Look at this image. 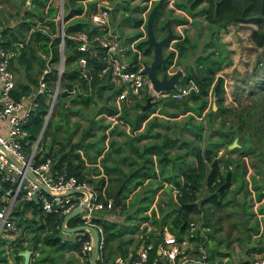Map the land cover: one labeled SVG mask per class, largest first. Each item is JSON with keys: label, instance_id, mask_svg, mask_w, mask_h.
Instances as JSON below:
<instances>
[{"label": "trees", "instance_id": "obj_1", "mask_svg": "<svg viewBox=\"0 0 264 264\" xmlns=\"http://www.w3.org/2000/svg\"><path fill=\"white\" fill-rule=\"evenodd\" d=\"M32 3H34V12L33 10L30 11L32 19L30 22L29 20L28 22H25V20L21 22L22 27L25 24L28 29H30L29 24L32 26L36 19H42L44 16L41 8L45 3L44 0H32ZM201 4L203 6L200 9V12L207 21L208 30L210 31L213 27H217V30L214 33L215 37H213L208 46L217 45L215 38L219 37L221 30L224 29V27H228L230 24L242 22H252L257 24L258 29L253 30L252 39L257 46L263 47V58H258L256 66L258 67L259 64L262 65L264 71V0H186L184 7H186V10L191 13L192 16H194L193 13H195V10ZM66 6L68 8L67 17H72L82 11V3L78 0H66ZM163 7L158 10L153 22V28L157 38L166 34L167 28L165 21L168 18L171 17V22L176 24H185L188 22V18L186 17H176L173 14L165 15L166 17L163 16ZM53 12L54 10L50 8L48 15L52 16ZM141 21V17L137 18L135 25H139ZM46 23L49 25V31L54 32V20L49 19ZM89 24L90 22L87 18L74 17L66 26V30L67 32L79 29L88 31L91 28L89 27ZM91 30H94V28H91ZM29 40V51L39 67L44 65V58L37 56L36 51L43 52V57H49L50 55L51 57L48 61L51 63L56 60V44L58 38L52 39L49 44L50 36L48 33H44L41 30H34L31 32V39ZM188 40L189 38L187 36L184 41L180 40L174 44V47L178 51V57L176 59L178 64L183 61L187 55L188 49L183 44L184 42H188ZM66 43V51L69 54L68 61H70L74 59L79 52L76 49L75 42L73 40L67 38ZM2 45L10 48H14L16 46L14 43L11 44L10 40L6 38L2 41ZM138 47L141 48L144 53L150 54V48H148L146 44L139 43ZM219 48L220 47L218 46V50ZM27 49L28 48L26 47L22 48V52L16 56L17 58L21 55L20 61L23 63L25 69H29L31 67L30 59L27 57ZM215 50L216 49H211L206 52L204 56L198 58L196 61V70L189 68L183 78L184 81H187L190 78L193 79L198 84V90L192 91L189 96L181 100L167 99L163 102L164 104L167 103L177 106L182 110V112H185V110H191L198 116H201V118L203 117V111L207 108L208 110H206L204 116L206 115L209 123H211L215 117H221L220 126L210 127L212 132L207 129V125L202 121L195 120L193 123L187 122L188 127L193 131L196 137L200 140L203 139L202 145L193 138L186 140L182 139L181 141L178 136L170 135L166 131L161 132L160 130H157L152 132L151 126L156 123L155 120L157 119L155 116L149 120V123H146L144 132L136 134L133 138L129 137V149L134 153V155L125 154L122 156V160L126 162V166L128 165L127 169L121 168L118 164H116L118 162L117 159L109 151L106 156V158L111 157L115 161V165L113 167L106 166V171L109 173V182L104 188L105 196L111 197L113 200V207H118L119 211L121 213H127L128 217H138V222L150 220L149 218L151 217L154 224H162L161 227L166 224L171 232L177 234L181 238L189 226L191 215L200 211V204H202V206L206 202H212L217 205L221 204L220 199L226 195L228 189L230 190V186L233 183L236 172L235 168L232 167L233 165L236 166L235 161L228 157L230 156L229 154L238 151L240 154L245 155V153H248L251 150L247 147L250 143V138L248 137L249 128H243V124L247 121V115H245V112H248L250 115L255 117L254 119H258L259 113L263 111V109H259V103H256V108L259 110H255L254 112H252L251 109L247 110L246 108H241L245 110L243 112L235 111L238 116V120H236L235 124L227 126L223 125L226 120L225 112L227 110V107L223 105V101L225 99L224 78L220 75H216V73L222 68V61L225 57L220 55V53L215 55ZM168 53L170 56L169 63H171L174 51L170 50ZM16 58L11 59L10 64ZM257 67L256 69L254 68L255 70L252 73L256 79L262 80L264 83V73H262V75L259 71L257 72ZM68 68H70L69 62ZM68 75L74 76V72H70ZM27 77L32 83H20L19 86L21 92L13 89L15 97L19 98L22 94L30 92L33 86H37L38 80L36 81V78L32 77L30 74ZM52 77L53 70H50L46 75L48 87H52ZM257 82L258 81L249 86L250 92L252 87L256 86ZM210 97L214 98V102L217 105L216 109H213L211 104L208 106ZM45 98L46 94L39 98V104L30 117V122L28 124V137L30 140H33L36 137L42 127L43 115L45 113L46 106ZM59 102V104L62 105L65 103V100L61 98ZM142 105L143 102L137 100L134 107L141 108ZM68 111L69 110L65 108L61 110V119H64L63 116H68ZM115 112L116 111L113 109H107V113L109 114H113ZM127 113V110H124L121 116L127 119L130 123L131 132L138 128L141 125V122L148 116L146 111H141L133 117L127 116ZM262 116L264 117V112H262ZM260 120L261 116L259 118V121ZM56 121L58 124L60 120ZM49 124L50 119L48 120V125ZM259 124L262 126V122H259ZM56 126L57 125H55V127ZM258 126L259 125L254 126V133L260 137L258 139L261 141L262 137L260 136ZM202 130L207 131L208 137H204L202 135ZM43 132H45V130ZM52 132L54 134V130H52ZM213 133H218L219 140L214 141L209 139V136ZM149 136H155L156 139H148L142 143L134 142V140H140L141 138ZM243 136H246V139H248L247 143L244 141ZM82 137L75 143H72L71 140L68 139H59L57 141V139L53 137L51 139V145L47 151H44L43 146L39 144L41 149L36 155V158L37 160H41L48 156L52 157L56 162V168L59 170H65L69 174H74L79 179H84L91 183L94 190L97 192L98 198L102 199L103 195L101 188L105 184V177H87L81 168L83 165L82 159H80V153L76 150V148L78 145L83 143ZM234 138L238 139L239 146L228 149V145ZM177 141H179L178 145L187 146V149L191 148L193 151L186 149L183 152L180 150L172 151L171 144ZM56 143L57 146H55ZM222 146L228 149L223 156L219 154V150ZM188 154H191L194 159L187 158ZM106 158H104L103 161H106ZM145 181H149L150 183L135 195L134 200L129 202L130 208H128L126 199L129 194L135 187H141L145 184ZM163 181H168L170 189L175 188L176 192L175 197H172L170 193H167L169 204L166 208H163L160 204H158V210L161 215L156 216V212L158 210L156 211L155 208L151 209L150 205L156 192L162 186ZM203 184H205L208 195L198 201V192ZM255 187L257 188L258 184H256ZM28 209L32 212V216L30 218L24 216V213ZM148 210H150V213H147ZM139 212L144 214L138 216L137 214ZM13 213L19 216V218H17L16 225L21 226V231L24 229L23 231L27 230V232L31 233L30 245L24 246L19 243L14 248L13 252L16 259H22V256L18 254V250L22 251L28 248L32 251L31 258H33L30 264H41L42 262L44 263V261L48 264H62L61 259L62 257L64 258L62 252L67 251L68 255L76 253V256H68L67 262L78 264L77 258L80 257L79 241L65 239L61 235V227H57V224L61 223L64 216H59L55 213L42 214L38 204L35 201L28 200H20L16 208L13 210ZM25 219L27 220L25 221ZM94 222L101 226L104 233L105 241L101 248V251H103L108 240L113 238L115 235L118 236L122 232H120V229L116 227L114 221L105 217H94ZM80 223V215H75L67 221L68 226H75ZM8 241L9 240L6 238L0 239V264H10L4 246L5 243H8ZM36 252L37 256L35 257ZM232 264L241 263L237 262Z\"/></svg>", "mask_w": 264, "mask_h": 264}, {"label": "built area", "instance_id": "obj_2", "mask_svg": "<svg viewBox=\"0 0 264 264\" xmlns=\"http://www.w3.org/2000/svg\"><path fill=\"white\" fill-rule=\"evenodd\" d=\"M42 19H36L30 27L27 37L14 43V48L2 45L0 27V122L6 123L4 131L0 130V236H4L13 227L12 214L20 200L35 201L42 214L55 213L64 216L79 204H84L79 214L81 223L92 225L98 232L99 251L104 245L105 237L100 225L94 222L96 212L113 208L111 197L98 198L92 185L74 174L56 168L55 160L48 156L37 160L41 147L40 140L53 109L59 99L83 93L80 85L67 75L68 62L76 66L81 77L91 84L94 77H103L118 91L114 101L117 105L128 96H136L143 90L152 100H181L192 91L198 90V84L189 79L184 85L166 90H156L148 76L142 72V63L125 60L127 46L115 28L109 25V0H93V6L86 5L83 10L67 17L66 0H45ZM54 10L49 16V9ZM86 15L94 30H75L67 32V22L74 17ZM55 23V31H49L47 20ZM41 30L57 40V55L52 68H45L38 78L33 91L22 94L19 98L13 94L15 78L10 68L11 59L21 52L30 39L31 32ZM67 38L75 42L79 54L68 61L66 51ZM130 48L135 49L131 43ZM51 56L49 55L48 60ZM72 66V65H71ZM53 70L52 87H48L47 73ZM46 94L43 124L33 140L29 139L28 124L32 112L39 104V98ZM72 190H75V192ZM61 227V223L57 224ZM196 223L189 221V226L182 238L168 228L162 229V236L156 241L142 240L135 250L117 255L113 260L98 254L94 264H213L206 258L202 243L196 250L199 256L191 258L186 246L196 235ZM79 241L80 254L89 261L93 249V235L88 228L74 231ZM249 264H264V254L255 256Z\"/></svg>", "mask_w": 264, "mask_h": 264}, {"label": "rangeland", "instance_id": "obj_3", "mask_svg": "<svg viewBox=\"0 0 264 264\" xmlns=\"http://www.w3.org/2000/svg\"><path fill=\"white\" fill-rule=\"evenodd\" d=\"M140 1L141 0H134L133 2H140ZM164 1L165 2L163 3L162 1L161 4L162 7L164 6L163 16L173 14L176 17H186L185 15H181V13H179L176 10V9H182L185 13L187 12V15H189L190 19H192L190 22L188 21L186 24H182L183 26H180L179 27L180 29H178L177 26H175V23H173V25H170L175 36L178 33H182L184 35L188 34L189 42L192 45L195 44L196 37H200V38L205 37L206 33L209 30L207 27V21L204 19L203 14L200 12V9L203 6L202 4L199 5L195 10V13H193L194 16H191V13H189L186 10V7H184L186 0H164ZM158 2L159 1L153 2L154 4L153 6H155ZM33 4L34 3H32V0H0V27L3 28L1 32V39H3V37L4 39L5 38L9 39L10 43L13 44L27 37V34L30 29H28L27 25L25 24L22 27L21 22H23L24 20L25 22H28V20L30 22V20L32 19V16L30 15L31 14L30 11L33 10L34 12ZM148 13L149 12H145L144 15L145 19L148 17ZM168 20L169 18L166 21ZM69 22H71V20L68 21L66 24H69ZM29 26L31 27V24H29ZM254 29H258V26L257 24L252 22L230 24L228 27L226 28L224 27V29L221 30L219 37L215 38L217 45L220 47L219 50L216 44L214 46H208L206 48V52H208L211 49H216L215 55L220 53V55L225 57V59L222 61V68L216 73V75H220L224 78L225 99L223 101L224 102L223 105L227 107V110L225 112L226 120L223 124L224 126L236 123V120H238V116L235 111L243 112L245 109L243 110L241 108H246L247 110L251 109L252 112H254L255 110L263 109L262 112H264V83L262 80L256 79V77L252 73L257 67L256 64L258 58H263V47L257 46V44L252 39V32ZM143 30H144L143 32H146V24ZM135 34L136 32L133 29L128 32V35L130 36H133ZM30 39H31V35H30ZM174 42L176 41L169 40L168 46L166 45L163 48L164 55L165 52H169L171 48H173ZM25 47L28 48L27 57L30 59L31 67L29 69L24 68L23 63L20 61L21 55L18 56L15 60H13V62H11L10 64L11 70L13 71L15 78L14 89L15 91H19V92H21L19 86L20 83L23 84L32 83L27 77L29 76V74L32 77L36 78L37 81L39 76L43 73V70L48 67L52 68L53 65V63L48 61V57H43L42 55L44 54L43 52L36 51L37 56H39L40 58H44L43 61L44 65L42 67H39L37 65L36 60L33 59L29 51L30 40L23 48ZM125 51L127 54L132 55V52L129 48H127ZM140 61H142V58L140 59ZM145 61H147L146 58ZM177 67H178V63L176 61V58L174 57V60L168 66V70L172 73L176 70ZM257 69H258L257 72L259 71L260 74L264 73L262 65L259 64ZM255 80L258 82L256 86L252 87L251 89L252 94H251V92L249 91L250 88L249 86L254 84L256 82ZM97 101L88 103L85 106H81V109L77 110V114H73L72 116H70L71 115L70 113L68 117L63 116L64 119L62 120H61V116H62L61 110L64 109L65 107L63 105L57 104L53 109L52 117L49 118L50 124L49 125L48 123L46 124L44 129L45 132H43L40 140V145L43 146L44 151L48 150L49 146L51 145V139L53 137L56 138L57 141L61 139V137L72 141V140H76L81 135L84 136L85 130H83V128L85 127L87 121L92 118L101 119L102 123H104L105 125L110 123V126L107 129L102 126L97 129H91V128L88 129L89 134L91 132L92 134H94L95 132L97 131L99 132L101 130H104L106 132L107 130L105 136L106 137L109 136V138H107L108 139L107 141L103 139V141L100 142L101 144L103 143L101 147L99 146L98 143L97 145L99 148L97 147V150L100 149L102 151L103 148L107 146L108 142H110V139H112L113 137L123 139L124 136L126 135L125 132L129 133V125L127 126L119 125V127L118 126L115 127L114 130L116 131H114V133L112 134L114 128L113 126L115 123L112 124L110 119L106 118L102 114L97 113V106H98ZM213 103H215L214 98L210 97L208 106H210V104L213 106ZM256 103H259L260 105L259 109L256 108ZM154 107L155 108L153 109H149V108H148L149 110L146 109L148 110L146 111L148 113V116L146 117L145 126L147 122L149 123V120H151L153 117L156 116L157 117V119L155 120L156 123H154L151 126V131L152 132H155L157 130H160L161 132L166 131L170 135L178 136L179 140L181 141L182 139L186 140L193 138L199 144L201 145L203 144V139L200 140L199 138L196 137L193 131L188 127L187 122L193 123L195 120L202 121L204 124L207 125L206 127L210 132H212L211 131L212 129H210L211 126L218 127L220 126L219 124H221L220 116L215 117L211 123L208 122V118L206 117V115L204 116L206 110H208L207 108L203 111V117L201 118V116H198L195 112H192L191 110H187V111L185 110V112H182V110L179 109L177 106L167 103H165L164 105L158 103L154 105ZM262 112L259 113L258 115L259 118L261 116L260 121L259 118L254 119L255 117L250 115L248 112H245V115H247V121L245 122V124H243V128L244 127L249 128L248 137L250 138V143L249 145H247V147L250 148L251 150L248 153H245V155L240 154V152L238 151L229 154L230 156L228 157H230L233 161H235L236 166L233 165L232 167L235 168L236 172H235L232 188L230 190L228 189L226 195L220 199L221 204L217 205V204H213L212 202H206L205 204H203V206L202 204H200L201 206L200 212L191 215V220L194 221L197 225L196 231L199 232V234H201L200 231L204 229L205 232H209L210 234H213V238H212L213 244L214 243L216 244V242L222 243L224 246L229 248L231 252H234V254H238L237 255L238 262L244 258L242 255H244L245 253L248 254L254 251L263 252V246H264V231L262 230L259 236H255L260 228L257 213L260 212L259 208L261 207V205H255V202L258 200V198H257V194L253 193L252 191V190H256L254 188V184L255 186L256 184H259L260 186L261 185L263 186L264 184V180H263L264 117L262 116ZM134 115L135 114H132V116ZM68 118H70V123L67 124L66 126L75 128L72 131V134L70 133L68 128L63 127L62 125V122L65 123V121ZM53 120H58V121L60 120L59 121L60 127H58V130L57 129L55 130L57 137L52 132V130H54V126L57 125V121H53ZM71 122L74 123H72L71 125ZM259 122H262V126L259 124ZM255 125H259L258 130L260 132V136L262 137L261 141H259L258 139L260 137L257 136L256 133H254ZM5 128H6V123L0 122V130L4 131ZM110 129L112 130L110 131ZM82 130L84 131L83 133H81ZM139 131L141 133L144 132V128L141 127L140 129L135 131L134 134L135 133L139 134L140 133ZM118 132H124V133L121 134ZM201 133L204 137H208L206 130H202ZM218 136H219L218 133H213L209 136L210 137L209 139L217 141L219 140ZM149 137H151V139H156L155 136H149ZM243 138L244 141H246L247 143L248 139H246V136H243ZM148 139L150 138L144 137L141 138L140 141L142 143L143 141ZM178 142L179 141L171 144L172 151L180 150L181 152H183L185 149L189 151H193L191 148L187 149L188 148L187 146L178 145ZM72 143H74V141ZM55 146H57V144H55ZM113 148L114 146L111 147V144L109 143V147L104 155L107 156L108 150L110 149L112 150ZM227 148L230 149L229 145ZM228 149L222 146L221 150H219V154L222 156L225 155ZM92 150L93 149H91V151ZM116 155L118 156V159L116 158L117 161H119L118 165L120 167L123 166V168H126L127 167L126 162L122 160L123 154L118 155L117 153ZM107 162L111 166L115 165V161L111 157L107 159ZM88 166L95 167V169L97 167L94 165L93 166L88 165ZM88 176H91L93 178L96 177L93 174H89L87 175V177ZM247 179L249 182L247 181ZM149 183H150L149 181L148 182L145 181V184H143L141 187L137 186L132 191V193L129 194L128 198L126 199L127 202L129 203L132 200H134L135 195L139 193L141 189L147 186ZM169 186L170 184L168 181H163L162 186L156 192L151 205L153 207L156 205L157 210H158V204H160V206L163 208H166L167 205L169 204L167 193H170L172 197H175L176 189L175 188L170 189ZM165 187L168 188L167 192L166 190H164ZM198 195H199L198 201L201 200L202 198H205L208 195V192L205 188V184H203L200 187ZM154 201H155V205H153ZM25 213L28 215V217H31L29 211ZM25 213L24 216H27ZM158 213L159 215H161L159 210ZM139 214L142 215L144 213L139 212L137 215ZM17 218H19V216L13 213L12 214L13 227H11V229L9 230L11 232V236H12L11 238L13 237L18 238L21 232V226L16 225ZM26 220L27 219H25V221ZM157 225L161 226V224H157ZM206 227H208V230H206ZM63 236L69 237V235H63ZM201 236L202 235H200V237ZM197 240L199 239L195 235L190 241V243L192 242V244L196 246ZM213 244H211V246H214ZM253 256L255 255L253 254L250 257ZM219 262L220 261L218 260L212 263L217 264Z\"/></svg>", "mask_w": 264, "mask_h": 264}, {"label": "crops", "instance_id": "obj_4", "mask_svg": "<svg viewBox=\"0 0 264 264\" xmlns=\"http://www.w3.org/2000/svg\"><path fill=\"white\" fill-rule=\"evenodd\" d=\"M78 1L80 3H82V10H83V8H85L86 5L88 6V8H90L94 4L93 0H78ZM133 1L134 0H109V25L111 28H115L117 30L119 35L122 37L123 43L125 44V46H127V48H129L131 50L132 55L127 54L126 51L124 52L125 60L129 61V64H132V63L137 64L139 62L142 63L143 61H145V58H147V61H148V59L151 58V57L150 58L148 57L149 53H144L142 51V49L138 47V44L143 43L142 40L145 38V34H146L145 32H143L144 31L143 29L145 27V22L147 19V18L146 19L144 18L145 12H149V10L154 5L153 2L159 1V0H141L140 2H133ZM164 2L165 1L163 0V3ZM131 3H134V4H131ZM161 7L162 6H160L159 9H161ZM176 10L179 13H181V15H185L188 18L189 22L192 20V19H190V16L187 15V12L185 13L182 9H176ZM140 17L142 18L141 23L139 25H135L136 19L140 18ZM81 18H87V16L84 15ZM170 19H171V17L168 20L169 26L173 25V22H171ZM182 24L183 23H178V24L175 23V26H177V28L180 29L179 27L183 26ZM89 27H91V24H89ZM132 29L135 30L136 34L133 36H130V35H128V32ZM139 39H142V40H139ZM131 43L133 44V46L135 47L136 50L130 48ZM141 58H142V61H140ZM68 69H69V71H68L67 75L70 72H74V76L68 75V77L70 79H72L73 81H75V83H78L80 85V88L83 91V93L68 97L67 99L63 98L65 100V103L62 105L65 107V109L69 110L68 116L70 113H71L70 116H72L73 114H77V110H80L81 106H85L88 103L95 102L98 100L97 101L98 102L97 113L102 114L106 118L110 119L112 124L115 123L113 126L114 128H113L112 134L114 133V131H116V130H114L115 127H117V126L119 127V125H121V126L129 125V133L125 132L126 135L124 136L123 139L113 137L112 139H110V142H108L107 146H105L102 151L100 149L97 150V147H98L97 144L99 143V146L101 147V145L103 143L101 144L100 142L103 141V139L105 141L108 140L107 138H109V136H107V137L105 136L107 133V130H106V132L104 130H101L99 132L97 131L94 134H92V132L89 134V132H88L89 128L97 129V128L102 126V127H105L107 129L110 126V123H108L106 125L104 123H102L101 119L92 118V119L88 120L85 127L83 128V130H85L84 136L82 137V135L80 134L81 136H79L76 140L71 141V142L74 141V143H75V142L79 141L81 137L83 138V143L81 145H78V147L76 148V150H78L80 153V159H82L83 165L81 168L86 175L93 174L96 177H101V176L105 177V184L101 188V191L104 193L105 185L109 182V173H107V171H106V166L113 167L107 162V159L110 157L106 158V155H104L106 153L108 147H109V143L111 144V147L114 146V148L112 150L110 149L108 151L111 154H113V156L117 159H118V156L116 155L117 153H118V155L123 154V156L125 154H133L134 155V153L131 152L129 149L128 139H129V137L133 138V136L136 135V133L134 134V132L137 131L138 129H140L141 127L145 128L146 119H144L141 122V125L138 128L134 129V131L131 132L130 123L127 121V119H125L124 117L121 116L122 112L124 110H127V112H128L127 116L131 117L132 114L136 115V113H139L140 111H148L149 109L155 108L154 105H156L158 103H161L162 105H164L163 102L167 99H165V100H158V99L152 100L150 98L151 101H153V104L150 107H148L149 109L147 108L148 110H146V109L143 110L142 107L141 108L134 107L135 102H137V100L143 102V104H144L145 103L144 100H146V98L149 96L147 94V91L143 90L140 94H138L136 96H128L126 99L121 101L119 105H117L114 101V98H115V94L118 90L115 87H113L108 82V80L106 78L94 77L91 80V84H90L81 77V75L78 72L75 65H72V66L70 65V68H68ZM183 78H181L179 83L176 84L175 86L184 85L188 82L189 79L187 81H184ZM189 94H187L185 97L189 96ZM59 101H60V99H59ZM59 103L60 102H58V104ZM107 109H113L116 112L113 114H109V113H107ZM130 111H131V113H130ZM69 123H70V118H68L65 121V123L62 122V125H63V127L68 128L70 133L72 134V131L75 128L67 127L66 125ZM72 123H74V122H71V125H72ZM58 127H60L59 122H58L56 128L54 126V134H56L55 130L56 129L58 130ZM83 130L81 133L84 132ZM111 130L112 129H110V131ZM118 133L123 134L124 132H118ZM89 138H92V139H89ZM148 138L151 139V137H148ZM60 140H64V138L61 137ZM134 142L141 143L140 140H134ZM91 149H93V150L91 151ZM220 150H221V148H220ZM95 151H98V152H95ZM99 151H101V152H99ZM104 158H106V161H103ZM187 158H189V159L193 158L194 159V157L191 154H188ZM118 163H119V161L117 162V164ZM88 165H90V166L94 165L97 167L95 169V167H89ZM127 167H128V165H127ZM127 167L125 169H127ZM121 168H123V166H121ZM110 171H112V170H110ZM89 177H91V176H89ZM96 177H94V178H96ZM247 181H248V179H247ZM246 184H247V182H246ZM232 185H233V183L231 184L230 189L232 188ZM92 187H93V185H92ZM254 188L256 190H252V191H253V193L257 194V198H258V200L255 202V205H261V207L259 208L260 212L257 213L260 228H259L258 233L255 235V236H259L260 233L262 232V230L264 231V184H263V186L262 185L260 186L258 184L257 188L255 187V184H254ZM165 190L167 192L168 188L165 187ZM155 201L153 202V205H155ZM126 204H127V207L130 208V205L127 202V200H126ZM150 207H151V209L155 208L157 211L156 205L154 207L152 205H150ZM150 210H148L147 213H150ZM200 210H201V208H200ZM27 211H29L30 215L32 216L31 210L28 209ZM199 212H197V213H199ZM96 213H97L96 217H105L111 221H114L116 224V227H118L120 229V232H122L118 236L115 235L113 238L108 240L103 251L100 250L98 252V254L103 255V257L105 259H109V260H113L117 255L125 254L126 252H128V250H131V249L135 250L142 243V240H145V242L158 240L162 236V229L164 227L168 228L166 224H164L162 227L160 225L154 224V221H153V219L151 220V217L149 218L151 221L150 220H147V221L143 220V222H142L140 220L141 222H138V217H133V216L128 217L127 213H121L119 211V208L116 206L113 207L112 209H109V210L97 211ZM247 213H249V212H247ZM138 216H141V215L139 214ZM156 216H159L158 211L156 212ZM25 217L30 218V217H28V215ZM62 220H61V231H62L61 235L62 236L63 235H69V237H64V236L63 237L67 240L76 241V239L74 237V232L64 231V229L62 228ZM67 221H66V225L68 226ZM158 226H160V227H158ZM19 229H20V227H19ZM23 230L20 232L18 238H16V237L11 238L12 236H11L10 231L7 234H5L4 236H0V238H6L9 240L8 243H5L4 246H5L6 255L8 257L10 264H18V263L22 264L23 263V256H22V259H20V260L16 259L15 254L13 252L14 248L17 246V244L20 243V244H23L24 246H27V245H30V243H31V240H30L31 239L30 238L31 233L27 232V230L26 231H23ZM206 230H208V227H206ZM200 233L201 234H199V232H196V235H197L196 237L199 239L196 242V246L198 245V243H202L205 254H206V258L210 262H214V261H218V260L220 262L217 264H222V263L232 264V263L238 262L237 261V255L238 254H234V252H231L229 250V248L224 246L222 243L216 242V244L215 243L213 244V242H212L213 241L212 240L213 234H210L209 232H205L204 229L201 230ZM200 235H202V236L200 237ZM205 241H206V243H205ZM211 244H213L214 246H211ZM196 246L193 245L192 242L190 243L189 246H186V249H188L191 258H193V259H195L199 256V254L196 250ZM20 251L21 250H18V254ZM62 253H63L64 258L62 257L61 263L62 264H72L70 262H67V257L68 256H76V253L75 254L74 253L69 254V255H68L67 251H65V252L63 251ZM253 254L255 256L264 254V246H263V252L254 251L252 253H248V254L245 253L244 255H242L244 258L241 261H239V263H241V264L251 263L252 259L255 257V256L250 257ZM36 256H37V252L35 254V257ZM231 256H233V257H231ZM32 260H33V258H31V255H30L29 264L31 263ZM77 260H78V264H89V261L86 260V258L83 257L81 254H80V257L77 258ZM86 261H87V263H86ZM1 264H3V263H1ZM41 264H48V263H46L44 261V263L42 262Z\"/></svg>", "mask_w": 264, "mask_h": 264}, {"label": "water", "instance_id": "obj_5", "mask_svg": "<svg viewBox=\"0 0 264 264\" xmlns=\"http://www.w3.org/2000/svg\"><path fill=\"white\" fill-rule=\"evenodd\" d=\"M163 0H159V2L151 8V10L148 13V17L146 19V34L144 40L142 42L146 44L148 48H152V56L150 61H143L142 62V72L145 73L150 81L152 82L153 87L156 90H166L174 87L176 84L179 83L180 79L183 78L186 75V68L191 67L194 70H196V60L199 57H202L204 55L203 48L205 44L209 43L212 38V34L217 30V27L212 28L208 34L204 38H200L197 40L196 47L193 49L189 44L186 45L188 48V54L187 57L181 61L178 64V67L176 70L170 74L164 73L161 76L159 75L157 68L161 66L170 65L169 63V57L167 55L163 54V48L169 40L175 36L173 33L171 27L169 26V21L165 22V25L167 27V32L164 36L157 38L155 36L154 28H153V22L154 18L156 16V13L161 6ZM35 90V87L32 88L31 94L33 95V91ZM184 102V101H182ZM153 104V101H151L150 96H148L145 100V103L142 106V109L145 110L148 107H150ZM213 109H216L217 105L213 103ZM235 146H239V143L237 142V138H234L232 143L229 144V148H234ZM75 192V190H72V192ZM87 202V197L85 198L83 204L77 205L75 208H73L69 213H67L62 220V228L64 231L67 232H74L80 229L88 228L92 235H93V249L91 251V255L89 258V264H94L98 252H99V245H98V232L96 228L92 225L88 224H78L75 226H67L66 221L75 216L79 215L83 211L84 204ZM21 256H23V263L22 264H29L30 262V255L31 250L30 249H24L19 252Z\"/></svg>", "mask_w": 264, "mask_h": 264}, {"label": "flooded vegetation", "instance_id": "obj_6", "mask_svg": "<svg viewBox=\"0 0 264 264\" xmlns=\"http://www.w3.org/2000/svg\"><path fill=\"white\" fill-rule=\"evenodd\" d=\"M214 28V27H213ZM167 32V31H166ZM209 32V31H208ZM208 32L206 33V35L208 34ZM215 33V32H214ZM214 33L212 34V38H211V40L213 39V37H214ZM205 35V36H206ZM188 36V34H186V35H184V34H182V33H178V34H176V36L175 37H172L170 40H174V41H184L185 40V38ZM189 38V37H188ZM201 38H204V37H201ZM198 39H200V37H196L195 38V44L194 45H192L190 42H189V40H188V42H184V46L186 47V45L187 44H189L193 49L196 47V44H197V40ZM211 42V41H210ZM209 42V43H210ZM209 43H207V44H205V46H204V48H203V52H204V55H205V53H206V48H207V46H208V44ZM174 44H175V42H174ZM173 44V45H174ZM168 46V42L165 44V46ZM187 48V47H186ZM188 49V48H187ZM171 50H173L174 51V56L172 57V61L174 60V57L177 59V57H178V51H177V49L173 46V48H171ZM187 54H188V50H187ZM165 55H167L168 57H169V60H170V56H169V53L168 52H165ZM203 55V56H204ZM152 56V51H151V48H150V54L148 55V57L150 58ZM186 57H187V55H186ZM185 57V58H186ZM184 58V59H185ZM200 58V57H199ZM147 59V58H146ZM183 59V60H184ZM149 60H151V58L150 59H148V61ZM197 61V60H196ZM168 66L169 65H166L165 67L164 66H159L158 68H157V71H158V73H159V75L161 76L162 74H164V73H167V74H170L171 72L168 70ZM189 68H191L190 66L189 67H187L186 68V73H187V70L189 69Z\"/></svg>", "mask_w": 264, "mask_h": 264}]
</instances>
